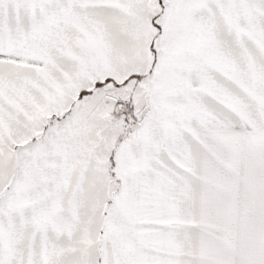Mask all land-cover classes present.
<instances>
[{"label":"snow or ice","instance_id":"obj_1","mask_svg":"<svg viewBox=\"0 0 264 264\" xmlns=\"http://www.w3.org/2000/svg\"><path fill=\"white\" fill-rule=\"evenodd\" d=\"M0 264H264V0H0Z\"/></svg>","mask_w":264,"mask_h":264}]
</instances>
